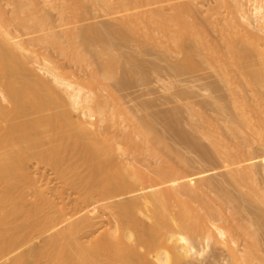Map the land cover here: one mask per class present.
<instances>
[{
  "label": "bare ground",
  "instance_id": "bare-ground-1",
  "mask_svg": "<svg viewBox=\"0 0 264 264\" xmlns=\"http://www.w3.org/2000/svg\"><path fill=\"white\" fill-rule=\"evenodd\" d=\"M8 1L15 6L12 17L7 15L0 3V264H191L190 256L204 254L211 245L221 241L220 238L222 242L237 243L235 236L238 230H245L248 225L242 223L221 229L214 224L216 217L223 216V207L221 204L222 208H217L220 203L215 200L214 204L210 191L201 192L204 187L210 189L211 184L205 182L206 177L198 173L201 187L194 186L193 176L189 177L190 174L187 176L185 171L184 174L174 168L177 163L186 165V153L166 145L168 143L161 140L163 136L157 138L161 148L155 149L150 145L157 137L153 132L156 119L151 115L153 112L143 110V114L134 115L135 118L120 105L123 112L111 119V102L104 99L101 92L81 98V89H75L74 83L63 80L48 64L44 67L31 66L36 63L34 55L11 33L8 24L15 20L23 26L33 24L35 27L31 34L42 32L36 37L33 33V39L47 45L60 44V33L52 31L54 27L51 28L49 18L44 16L39 19L29 14L39 0ZM44 1L59 3L64 20L71 18L67 12L71 0ZM85 1L77 0L76 4ZM91 1L112 7L113 0ZM156 2L161 6L166 3L164 0ZM252 2L253 11L249 10V4L246 8L245 4L249 2L239 0L234 12L250 21L252 16L255 17L257 24L258 21L260 23V29L256 31H264V0ZM174 16L183 19L179 12ZM79 17L80 12L76 11L73 18ZM172 19L168 16L166 25L157 28L162 33V39L180 50L188 39L198 43L197 46L203 44L194 32L176 31L171 26ZM145 21L149 25L154 22L149 17ZM234 22L232 25L236 22L242 25L238 20ZM244 26L239 28L236 25L235 31V27L231 26L233 32L230 26L220 29V38L228 47L225 56L223 54L222 59L218 58L226 73L223 79L231 81L227 74L236 68L239 69L238 81L243 79L252 88L264 86L263 34L255 33L249 23L242 31ZM96 33L94 28L89 27L76 30L71 37L73 49L82 56V52L90 46V38L93 39ZM66 49L63 48V51ZM97 55L101 56L100 53ZM108 55L109 58L102 63L104 70L100 69L101 73L97 71L98 78H116L120 63L114 54L109 52ZM232 65L235 66L233 69ZM38 70L50 79L40 76ZM61 90L70 97H67L69 100L64 98ZM110 95L114 97L112 93ZM66 100L70 101L68 106L79 111L76 120L72 116L73 109L71 112L65 105ZM242 103H236V107L242 109L240 117L244 126L250 128L251 123L257 125L247 117L250 111L245 114L244 108H240ZM61 107L69 108L70 112H64ZM92 113L100 116L94 129L88 121ZM121 120L132 122V131L126 132L125 128L129 130L130 126H125L126 123ZM109 122L119 130V136L134 140L144 148L136 151L125 149L123 142L118 139L110 142L107 136L104 141L102 136L106 135L108 126L111 127ZM263 125L253 132L257 140H264ZM216 151L228 159L226 165L238 175V183L251 182L249 202L264 204V194L257 185L251 163V167L237 173L240 167L235 150L222 145ZM31 161L51 167L60 180L61 186L54 190V198L51 197L54 194L49 196V183L39 185L37 176H32L29 170ZM68 191L79 195L72 204L65 201ZM227 195L224 193L221 196ZM235 199L232 198V201ZM240 200L237 199L243 201ZM96 209L108 211L112 218V230L107 228L93 239L83 241L85 236L100 227L101 217H96L95 222L94 217L89 215ZM237 209L238 206L234 205L232 211L241 212ZM140 210L141 213L149 211L150 224L136 217V211ZM254 221L257 223V215ZM252 238L253 242L243 251L229 247L232 250L229 264L264 263V256L259 254L256 230L252 232ZM150 256L155 261H151Z\"/></svg>",
  "mask_w": 264,
  "mask_h": 264
},
{
  "label": "rangeland",
  "instance_id": "rangeland-1",
  "mask_svg": "<svg viewBox=\"0 0 264 264\" xmlns=\"http://www.w3.org/2000/svg\"><path fill=\"white\" fill-rule=\"evenodd\" d=\"M76 1L68 2L67 12L71 16L68 20H64L65 16L63 17L61 14L59 3L48 4L44 0H39L36 7L29 12L35 18L42 19L44 16L49 18L52 27L49 26L52 29L54 27L52 31L60 33L62 44L47 45L35 41L33 33H35L34 37L39 33L31 34L35 27L33 24L23 26L17 20L8 24L7 27L11 33L19 38L34 55L33 59L36 60V63L30 65L44 67V64H48L63 80L74 83L75 89H81V98L94 95L97 91L101 92L104 99L107 98L111 102V106L108 103L112 109H109L111 119L112 116L118 117L123 112L120 105L126 108L127 113H132V115L128 114L129 116L138 117L143 114V110H147L148 113L153 112L151 115L156 118L154 119L155 129L153 132L157 137L150 142V145H153L155 149L161 148L158 139L163 136L165 140L163 137L161 140L167 142L166 145L186 153L188 158L185 166L177 163L174 165L175 169L185 171L187 176L190 174L189 177L193 176L194 186L201 187V182L197 179L198 173L206 177L205 182L211 186L210 189L204 187L203 190L201 188V192L209 193L210 191L209 195H213L214 204L215 200L220 203L217 208L221 207V204L223 207V216L216 217L214 224L221 229L233 228L242 223L248 225L245 230L237 229L238 233L235 236L237 243L230 244L225 240L222 242V239L218 238L221 241L211 245L209 250L206 249V253L190 256L191 264H229L232 261L231 249L238 248L243 251L250 246V243L253 242L252 232L254 230L257 233L259 254L264 256V204L249 202V191L251 192L249 184L251 185V182L238 183L236 181L238 175L234 173L235 171L232 173L233 169L230 171V166L226 165L228 159L226 160L225 156L216 151L222 145L224 148L235 150L237 158L241 160V162L236 161L239 162L240 167L237 169L238 171L236 170L237 173L248 168L251 163L257 185L264 194V143H262V138V140H257L254 136L256 134L253 133L264 124V86L252 88L243 79L238 81L239 69L237 70L233 65L231 68L234 69L230 68L232 72L227 74L232 80L226 82L224 80L226 73L221 68L222 62L220 61L222 55L225 56V52H228L227 43L220 38V29H227L230 26L229 28L233 32L231 26L235 27V31L236 25L240 28L246 24L242 27L243 29L241 28L244 31L249 23L251 29L256 31V29H260L259 21L257 20V24L256 18L253 16L250 21L241 17L239 13L236 15L237 12L234 11L239 0H164L166 3L162 6L156 0H113L112 7L106 6L103 2L96 3L91 0L77 5ZM245 1L242 0V3L249 2L245 4L246 8L247 6L249 8L250 5L249 10L253 11L252 5L255 6V2H252L253 0ZM0 3L7 15L12 17L15 9L14 4L8 0H0ZM76 11L80 12V17L74 19ZM177 12L183 15V19L174 16ZM168 16L173 18L171 26H174L176 31L194 32L204 45L197 46L198 43L188 39L180 50L179 48L175 49L174 45L162 39V33L157 28L166 25ZM147 17L154 21L153 24L149 25L148 21L146 23ZM236 17L238 18L236 19ZM237 20L242 22L241 26L238 25ZM234 21L236 25H232ZM225 24L229 25L224 26ZM85 27L94 28L97 33L93 39L90 38V46L82 52L81 56L73 49L71 37L76 30ZM260 31L262 30H257L255 33L263 34L261 37L264 39V31L262 33ZM261 41L263 42V40ZM63 48L67 51L64 52ZM262 48L264 50V46ZM109 52L114 54L120 63L116 70L117 79L98 78L97 71L101 73L102 63L109 58ZM97 53H100L101 56H98ZM38 74L50 79L42 71L38 70ZM61 92L62 95H66L64 91L61 90ZM111 93L115 98L110 95ZM65 95H63L64 98H70ZM103 96L102 100H104ZM68 100L65 105L72 112L73 108L70 107L71 105L68 106L70 103ZM239 102H243L240 108H244L245 114L250 111L247 117L252 119L257 127L251 125L252 123L250 128L244 126L240 117L242 109L237 108L238 105H236ZM61 109L63 108L61 107ZM64 109V112L68 110ZM68 112L70 111L68 110ZM72 113L76 120L79 111L73 109ZM99 117L98 114L92 113V117L88 119L91 128L96 127ZM124 118L126 119V116ZM123 120L121 121L124 124ZM113 121L112 123H114ZM259 121L261 123H258ZM109 123L111 127L106 126L108 128L106 135L102 136L104 141L107 138L110 142L118 139L117 141L124 143L122 144L125 149L128 148L132 151L144 148L134 140L119 136V130L114 124ZM125 123V126H130V129L128 130L126 127L125 131H132L133 123L128 120ZM232 128L236 130L233 131ZM263 133L264 131H262ZM122 144L117 145L121 146ZM153 161L155 160L153 159ZM31 162L29 170L32 172V176H37L39 185L49 183V196L53 195L54 190L61 186L53 169L43 164H37L35 161ZM154 166L152 165V167ZM224 193L231 195L233 199L236 198L235 201L233 200V202L228 195L221 196ZM55 196L54 194L51 197ZM78 196V193L68 191L65 201L72 204ZM237 199L243 201L239 202ZM234 205H237L241 212L234 213L232 211ZM93 211L89 212V215L94 217L93 220L96 217H101L98 224L100 227H97L96 232L85 236L83 241H89L93 239L92 237L104 233L107 228L113 226L108 211L97 209ZM148 215L149 211L142 213L141 210L136 211V217L139 220L150 224L151 220ZM256 215L257 223L254 221ZM100 222L102 223L100 224ZM149 259L155 261L152 256Z\"/></svg>",
  "mask_w": 264,
  "mask_h": 264
}]
</instances>
